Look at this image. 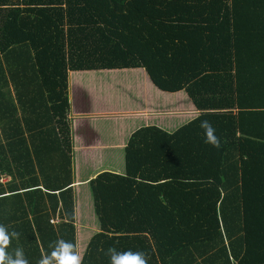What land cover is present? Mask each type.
I'll return each mask as SVG.
<instances>
[{"label": "trees", "instance_id": "trees-1", "mask_svg": "<svg viewBox=\"0 0 264 264\" xmlns=\"http://www.w3.org/2000/svg\"><path fill=\"white\" fill-rule=\"evenodd\" d=\"M19 62L57 132L0 138V175L22 191L0 185V224L20 233L9 253L38 264L58 239L77 245L70 173L36 176L57 149L70 166L67 72L142 68L161 90H186L200 115L173 133L138 128L124 173L89 181L100 231L83 264H110V246L142 250L148 264H264V0H0V78Z\"/></svg>", "mask_w": 264, "mask_h": 264}, {"label": "crops", "instance_id": "crops-1", "mask_svg": "<svg viewBox=\"0 0 264 264\" xmlns=\"http://www.w3.org/2000/svg\"><path fill=\"white\" fill-rule=\"evenodd\" d=\"M3 64L0 138L22 135L30 144V136L57 132L44 100L46 93H41L36 79L26 80L20 62L14 65L17 71ZM67 97L70 166L67 156L57 149V153L47 154L45 158L49 160H41L36 176L38 184L42 185L43 181L61 183L70 173L77 246L83 256L91 237L100 231L89 181L103 170L124 173V148L138 128L156 126L173 133L194 120L198 109L186 90L163 91L150 81L142 68L68 71ZM30 99L31 108L26 102ZM35 142L44 143L40 139ZM43 151L46 153L45 148ZM20 183L21 179L12 178L10 174L0 175L3 196H12L14 185L22 192Z\"/></svg>", "mask_w": 264, "mask_h": 264}, {"label": "clouds", "instance_id": "clouds-1", "mask_svg": "<svg viewBox=\"0 0 264 264\" xmlns=\"http://www.w3.org/2000/svg\"><path fill=\"white\" fill-rule=\"evenodd\" d=\"M195 112L193 118L198 119L200 112L199 110ZM199 127L203 130L206 144L217 149L222 147L221 138L217 135L216 128L211 121L201 120ZM19 237V232L15 230L9 232L7 226L0 224V264H29L22 248H16L12 253L8 252L12 240L19 239ZM105 255L109 257L110 264H148L150 259L148 254L142 250L120 251L115 246H110ZM38 264H83V256L76 244L61 238L55 241L50 254L42 253Z\"/></svg>", "mask_w": 264, "mask_h": 264}]
</instances>
